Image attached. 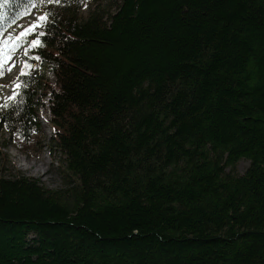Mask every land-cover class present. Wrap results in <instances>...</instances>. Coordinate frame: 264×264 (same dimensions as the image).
Returning <instances> with one entry per match:
<instances>
[{"label":"trees","instance_id":"trees-1","mask_svg":"<svg viewBox=\"0 0 264 264\" xmlns=\"http://www.w3.org/2000/svg\"><path fill=\"white\" fill-rule=\"evenodd\" d=\"M117 1L48 15L54 83L32 68L0 109L29 144L47 98L64 174L0 175V264H264V0Z\"/></svg>","mask_w":264,"mask_h":264},{"label":"rangeland","instance_id":"rangeland-1","mask_svg":"<svg viewBox=\"0 0 264 264\" xmlns=\"http://www.w3.org/2000/svg\"><path fill=\"white\" fill-rule=\"evenodd\" d=\"M116 1L117 0H62V2L58 4L44 3V10H37L34 8L29 14V17L20 21L14 28L12 27L6 34L0 37V40H4L9 36H17L18 33L29 26V23H26V25L22 22L31 21L32 25H38L30 35H27L20 42V46L11 53L12 59L5 65L4 75L0 76V96L7 94L8 91L9 97L13 96L14 92L16 93V80L20 76L24 62L31 65V68L25 69L27 73H29L32 68H38V76L43 77L50 84L54 83L50 64L36 53L38 48L33 49L29 47L30 42L37 38L39 33H44L45 25L49 20L48 15H56L55 12L75 8L82 16H87L88 13L94 9L109 11ZM41 16H45L46 19L43 21L39 20ZM39 62H42V65H40ZM12 65L15 66L12 67L11 71H7V68ZM10 101L9 98L0 101V109ZM47 101V98L43 99L41 103L38 100L37 116L41 131L39 134L33 135L34 139L31 143H20L19 146L18 141L13 138L11 134L0 128V175L9 176L13 174H22L38 180L47 188L59 189L63 185L64 177L63 171L60 168L62 157L57 151L50 148L52 129L47 123L49 117ZM248 167L249 161L241 159L237 162L234 173L242 175ZM226 172H229V169H227Z\"/></svg>","mask_w":264,"mask_h":264},{"label":"snow or ice","instance_id":"snow-or-ice-1","mask_svg":"<svg viewBox=\"0 0 264 264\" xmlns=\"http://www.w3.org/2000/svg\"><path fill=\"white\" fill-rule=\"evenodd\" d=\"M41 2L43 3H61L62 0H41ZM11 3V0H0V9H4L7 5H9ZM0 18H2V16H0ZM46 17L45 16H41L39 17V20L43 21L45 20ZM36 27H38V25L33 24L29 29H26L25 31L19 33V35L15 36V37H7L4 40H0V76L4 75L5 72V65L8 64V62L12 59L11 53L14 52L16 50V48H18L20 46V42L27 36V34L31 31H33ZM44 33H39V35L37 36V38L33 39L30 42L29 47L35 49L41 46V40L39 39V36H43ZM27 54V53H25ZM15 65H12L10 67L7 68V71H11L12 67H14ZM31 68V65H29L27 62H24L21 68V76H25L28 73L25 71V69H29ZM21 85L20 83H16L15 84V88L18 89L20 88ZM18 95V93L14 92V95L9 97V100L15 99L16 96Z\"/></svg>","mask_w":264,"mask_h":264},{"label":"bare ground","instance_id":"bare-ground-1","mask_svg":"<svg viewBox=\"0 0 264 264\" xmlns=\"http://www.w3.org/2000/svg\"><path fill=\"white\" fill-rule=\"evenodd\" d=\"M31 18H32V16H31ZM30 20V19H29ZM23 24H26V23H29V26L28 27H26L24 30H22V32L23 31H25L26 29H29L31 26H32V24H31V21H27V22H22ZM22 24V25H23ZM27 25V24H26ZM25 25V26H26ZM24 26V25H23ZM21 27V26H20ZM14 30V29H13ZM15 31V30H14ZM32 32V31H31ZM31 32H29L27 35H30V33ZM21 33V32H20ZM19 34V33H18ZM17 34V35H18ZM9 92V91H8ZM8 92H7V94H5V95H3V96H0V101H4V100H7L8 98H9V94H8ZM14 155V154H13ZM20 159V158H19ZM32 165V164H31Z\"/></svg>","mask_w":264,"mask_h":264}]
</instances>
